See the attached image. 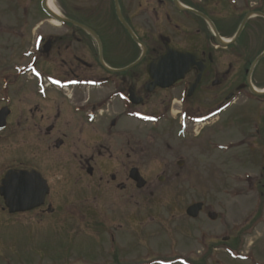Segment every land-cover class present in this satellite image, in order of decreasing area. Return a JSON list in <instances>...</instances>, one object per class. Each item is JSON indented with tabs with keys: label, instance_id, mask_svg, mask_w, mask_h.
I'll return each instance as SVG.
<instances>
[{
	"label": "flooded vegetation",
	"instance_id": "1",
	"mask_svg": "<svg viewBox=\"0 0 264 264\" xmlns=\"http://www.w3.org/2000/svg\"><path fill=\"white\" fill-rule=\"evenodd\" d=\"M172 50L193 62L172 61ZM0 141L27 149L0 156V184L10 172H35L49 187L40 207L12 214L0 196L2 210L84 212L65 199L54 205L57 186L82 203L100 199L101 210L87 212L101 229L90 234L108 241L101 264H148L136 262V170L142 189L168 178L149 181L141 158L184 153L180 171L228 172L231 201L251 207L249 238L264 223V0H0ZM194 204L201 215L205 205ZM261 240L244 252L251 264Z\"/></svg>",
	"mask_w": 264,
	"mask_h": 264
},
{
	"label": "rangeland",
	"instance_id": "2",
	"mask_svg": "<svg viewBox=\"0 0 264 264\" xmlns=\"http://www.w3.org/2000/svg\"><path fill=\"white\" fill-rule=\"evenodd\" d=\"M205 1L214 6L220 1L231 0ZM12 151L18 152L13 154ZM26 152L23 143L0 141L1 157L15 159L16 155L19 158V154L24 156ZM181 156L182 159L187 160L184 153L138 160L141 174L148 177L149 181L157 185L160 176H167L168 181L155 191L147 188L136 189V262L182 264L184 258L193 260L198 257L199 260L193 262L251 264L249 256L244 252L248 247L256 246L255 241L258 238H264V223L253 229L249 238L245 234L242 236L246 228L244 223L251 212V207L239 206L231 201L230 174L222 172L221 169L220 171L203 169L199 174H190L185 169L180 171L177 163L181 160ZM48 157L49 155H46L45 158ZM16 160L13 161L17 163ZM212 161L217 162L218 159H211L210 162ZM45 170H47L46 165ZM54 189L51 199L54 205L59 203L61 205L65 199L79 209L84 208V212L80 213L75 207H71L69 213L61 209L60 214L70 219L60 217L58 219L46 215L39 217L34 214L9 216L2 210L3 205L0 201V264H23V262L35 264L38 262L37 257H43L41 262L43 264L103 263L100 257L101 248L108 247V241L104 238L102 245V239H96L90 234L93 230L100 229V226L94 225L95 219L88 213L91 206L101 210L102 201L100 199L94 201L92 197L85 196L89 199L82 203L83 196L80 193L78 197L75 198L72 194L70 198L58 194V186ZM152 193L154 194L151 196ZM196 202H202L206 209L194 219L190 218L186 211ZM209 212L216 213L218 218L210 219ZM82 214H86L85 217ZM99 220L101 219L98 218V223ZM131 229L126 224L121 228L123 231ZM226 237L230 239L226 242V246H222L223 238ZM96 241L100 243L96 244ZM261 241L264 243V240ZM229 245L238 246L241 251L229 255L224 252ZM212 246H218V250H211ZM198 250L203 257L197 255ZM261 252L264 253V250L261 249ZM261 252L257 251V258L252 262L260 264L259 261L264 259V254ZM65 254H68L66 258H64ZM231 256L234 257L233 260Z\"/></svg>",
	"mask_w": 264,
	"mask_h": 264
},
{
	"label": "water",
	"instance_id": "3",
	"mask_svg": "<svg viewBox=\"0 0 264 264\" xmlns=\"http://www.w3.org/2000/svg\"><path fill=\"white\" fill-rule=\"evenodd\" d=\"M193 54L188 52H177L175 50L167 53V58H172V61H187L189 64L193 62ZM189 68L180 70L181 73H186ZM178 78H174L173 81ZM136 182L139 189L145 186V181L140 177L136 170ZM49 193L47 182L41 175L35 172L8 173L0 184V196L5 202V206L10 213H23L44 204L46 196ZM202 210L201 204H195L187 209V215L191 218H197ZM216 214H211L210 219L215 220Z\"/></svg>",
	"mask_w": 264,
	"mask_h": 264
}]
</instances>
